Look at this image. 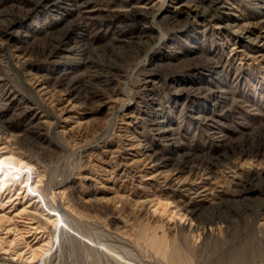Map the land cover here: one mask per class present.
<instances>
[{
  "label": "rangeland",
  "instance_id": "rangeland-1",
  "mask_svg": "<svg viewBox=\"0 0 264 264\" xmlns=\"http://www.w3.org/2000/svg\"><path fill=\"white\" fill-rule=\"evenodd\" d=\"M1 159L0 264H264V0H0Z\"/></svg>",
  "mask_w": 264,
  "mask_h": 264
},
{
  "label": "bare ground",
  "instance_id": "bare-ground-1",
  "mask_svg": "<svg viewBox=\"0 0 264 264\" xmlns=\"http://www.w3.org/2000/svg\"><path fill=\"white\" fill-rule=\"evenodd\" d=\"M162 120H159L157 122L155 121L156 123L153 126V131H155L156 132V135L158 137H160L162 140H167V141L171 142V141H173V138L170 137V130H171V128H168V125H166L164 123V120L163 121ZM154 155H156V154L155 153H149L147 150L144 151V156L148 160H152V158L154 157ZM20 172H21V166L20 165H18V164L12 165L10 163V160L9 159H5V160H2L1 159L0 160V188L2 189L1 192L3 190H6V187L8 185H10V183L12 181L15 182L17 180L16 179V175H19ZM254 190H255L254 188L248 187V188L243 189L242 192H244V193H250V192H252ZM146 203H147V201H142V203H140V207H144ZM173 204L175 206V209H178L179 211H182V210L188 208L187 206H190V204H188V205H184L182 207L178 202L177 203H174L173 202ZM166 206L168 208H170L169 207V204H167ZM188 213L191 216H197L198 215V210H192L191 209L190 211H188ZM184 217H185V215H184ZM56 224L59 225V221ZM40 250H42V249H40ZM43 250H45V249L43 248ZM39 253H40L39 251L33 250L32 253H31L32 255L30 254L31 256H30L29 260H31V262L34 261L37 258V256H38Z\"/></svg>",
  "mask_w": 264,
  "mask_h": 264
}]
</instances>
